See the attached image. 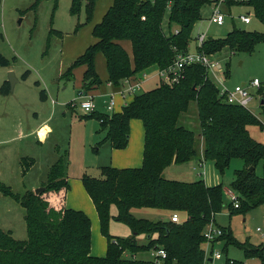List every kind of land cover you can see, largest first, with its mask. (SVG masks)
<instances>
[{
  "label": "trees",
  "instance_id": "obj_1",
  "mask_svg": "<svg viewBox=\"0 0 264 264\" xmlns=\"http://www.w3.org/2000/svg\"><path fill=\"white\" fill-rule=\"evenodd\" d=\"M42 0L32 6L36 10ZM100 0H85L87 24L91 22L96 4ZM101 23L93 30L96 43L68 68L63 75L73 77L78 67H86L83 92L102 84L96 72L97 54L104 55L109 81L117 88L128 77L143 74L152 67L159 70L169 67L177 53L189 51L192 33L202 19V10L209 0H111ZM82 0H72L71 14L81 9ZM244 6L252 7L256 17L264 24V0H248ZM168 14L169 33L163 28ZM78 24L75 33L82 28ZM173 27L175 28L174 31ZM53 31L51 32V34ZM130 41L133 61L120 44ZM264 41V34L234 28L224 39L208 37L203 51L213 56L225 49L253 52ZM11 62L0 54V67H10ZM27 72L23 79H27ZM39 86L40 84L37 83ZM11 93L5 82L1 94ZM40 99L47 100L45 90ZM192 102L198 106L201 132L195 134L179 124ZM72 108V107H71ZM264 110V105H262ZM73 109V108H72ZM106 140L115 150L125 149L129 143L130 123L139 120L145 130L144 159L141 168L102 169L103 178L83 179L84 188L97 211L102 234L107 239V253L98 258L91 254L92 223L89 216L66 208L70 190L67 173L68 161L62 158L51 167L44 191L14 195L10 188L0 183V192L12 197L25 211L27 239L16 240L0 230V264H156L151 261L126 259L129 251L135 256L151 249H164L165 264H204L206 259L203 232L215 216L225 207L222 186L208 187L204 181L192 183L167 179L166 171L172 165L213 162L220 174L240 159L244 168L235 172L231 184L239 199V208L233 205L232 215L246 214L264 205V177L257 175L258 165L264 163V144L254 140L250 126L262 123L248 109L231 105L220 97L218 85L209 77L205 67L193 65L186 68L184 78L172 86L164 83L151 91L138 94L122 112L111 117L96 116ZM31 160H23L26 174ZM253 169V170H251ZM117 210L116 216L112 209ZM150 208L169 213H185L186 221L176 224L168 220L138 219L133 209ZM115 220L127 224L132 235L116 239L109 234V223ZM221 239L238 244L223 229ZM147 236V244L140 245L138 237ZM220 239V238H219ZM248 258L258 257L264 264V247L246 250ZM227 264H242L228 261Z\"/></svg>",
  "mask_w": 264,
  "mask_h": 264
},
{
  "label": "rangeland",
  "instance_id": "obj_2",
  "mask_svg": "<svg viewBox=\"0 0 264 264\" xmlns=\"http://www.w3.org/2000/svg\"><path fill=\"white\" fill-rule=\"evenodd\" d=\"M36 1L0 0V54L11 62L9 68L0 67V183L10 188L14 195L22 196L26 192H36L47 185L51 167L62 158L69 163L67 173L72 181L68 201L72 197V201L79 203L78 206H83L85 201L83 195H88L83 179L88 176L100 180L103 178V168L119 169L118 165L125 161L124 157L114 158V149L106 140V132L101 131L100 121L97 118H87L90 114L85 113L80 107L79 104L83 99H79L82 91H80L81 86L78 87L77 79H61L60 74L63 60L73 54L75 48L73 42L78 38L75 37L77 25H83L79 38L84 45L90 40L87 27L94 23L97 16L95 17L94 13L92 23L87 24L85 0H82L81 9L76 15L71 14L72 0H42L38 8L33 10L32 6ZM231 12L226 18L225 25L219 27L209 24L212 7H204L202 19L196 24L192 33L190 51H196L195 41L200 33H207L211 39H224L234 28L264 34V24L256 17L252 7L234 6ZM246 14H250L252 19L249 25L239 19L241 15ZM163 28L168 34V14L165 16ZM174 30L173 27L172 31ZM125 45H128V42H125ZM212 58L222 63L225 71L222 81H225L228 89L233 90L238 85H245L249 89L253 100L247 109L263 125V129L260 126H250L249 133L254 140L264 144V110L261 105L264 98V41L257 44L253 52L225 49ZM10 72L14 73L18 82L14 90L8 96H4L1 94V89L4 83L8 82ZM27 72L29 74L25 80L23 76ZM96 72L99 76L97 66ZM158 72V68L152 67L143 73L147 78L139 94L159 86ZM100 76L102 86L106 85L101 79L103 76ZM213 76L211 79L215 82ZM255 79L260 81V89L251 86ZM37 83L40 85L38 86ZM83 85L84 81L82 88ZM41 90L47 91L49 96L47 102L41 101ZM102 90L104 89L101 88L100 91ZM107 90H109L107 93L109 98L106 99L104 93L96 97V106H98L96 116L113 115L106 111V106L109 105L110 95L115 93L116 89L113 87V90L110 88ZM57 93L59 97L56 96ZM74 103L78 106L71 110V105ZM179 124L197 135L200 134L196 102L191 103L188 112L181 116ZM130 135L128 146L119 151H126L129 145L134 146L140 141L138 147H141L137 149L136 155L143 156L145 137L141 121H131ZM122 155H125L124 152ZM23 160H31L34 163L26 174L22 168ZM243 168L244 162L236 159L223 175L213 162H204L200 165L193 161L181 166L172 165L166 171L169 180L187 183L204 181L208 187L220 185L223 188L225 207L215 216V225L224 229L228 235L231 234L241 246L230 244L225 238L217 239L213 248L205 245V251L211 253L214 250L222 255L220 260H215L212 264H227L228 261L262 264L258 257L248 258L246 250L264 247V205L244 215L239 213L232 215L233 208L228 190L233 191L231 184L235 179V172ZM256 172L258 176L264 177L263 162L258 165ZM79 180L80 191L76 188V181ZM77 211L86 213L91 220L92 255L98 258L105 257L107 239L101 232L99 217L93 203L90 200V204ZM116 212L117 210L113 208L111 213L116 216ZM131 213L138 219L153 221L166 220L167 217L164 211L150 208L133 209ZM168 215L171 217L173 214ZM179 216L182 222L188 218L185 213H179ZM0 230L10 233L19 241L28 237L24 209L12 197L4 196L1 192ZM109 234L116 239H127L132 232L127 224L111 220ZM146 237L141 236L140 245H145ZM123 256L126 259L151 261L157 264L155 249L140 252L135 258L129 251H125Z\"/></svg>",
  "mask_w": 264,
  "mask_h": 264
},
{
  "label": "built area",
  "instance_id": "obj_3",
  "mask_svg": "<svg viewBox=\"0 0 264 264\" xmlns=\"http://www.w3.org/2000/svg\"><path fill=\"white\" fill-rule=\"evenodd\" d=\"M247 2L248 0H209L208 6L212 7V14L209 19V24L217 25L219 27L224 26L227 16L231 15L232 13L231 8L234 6H244L243 4ZM239 19L246 25H249L252 22L250 14L241 15ZM207 39V33H200L196 37L195 41L197 47L196 51L192 52L189 50L187 52L177 53L173 63L169 67L159 70L158 76L160 78V82L170 86L178 84L184 78V73L187 67L200 65L206 68L210 78L215 75V77H213L215 78L214 80L219 87L220 97H222L225 102L247 109L250 102L253 100V96L250 94L249 89L245 85H238L233 90H230L226 87L225 81H222L225 74L222 63L213 60L212 56L207 55L203 51V46ZM146 78V74H143L141 77L131 76L124 79L120 87L117 88L118 90L110 95L108 110L115 112L116 96H120L125 101L128 97L137 96L142 90L143 83L146 81ZM251 86L260 89L261 83L258 79H255ZM79 99H83L79 105L85 113L91 114L95 111L96 105L91 96L82 91L80 93ZM77 106V103L71 105L73 109ZM228 193L232 205L238 209L240 205L238 196L235 194V192L230 190H228ZM171 221L176 224L182 223L178 213H174L171 216ZM223 235L224 231L222 228L217 227L214 222L210 223L203 232L205 245L211 247L217 241V239L221 238ZM205 253L206 259L204 264H211L210 258L217 260L222 258V255L219 252L213 251L210 253V251H205ZM166 258V251L164 249H158L157 264H164Z\"/></svg>",
  "mask_w": 264,
  "mask_h": 264
},
{
  "label": "crops",
  "instance_id": "obj_4",
  "mask_svg": "<svg viewBox=\"0 0 264 264\" xmlns=\"http://www.w3.org/2000/svg\"><path fill=\"white\" fill-rule=\"evenodd\" d=\"M112 5H113V2L111 1V0H100L98 3H97V5H96V7H95V11H94V13H95V17L97 16V19H93L94 21V23L92 24V25H90V27H87V30L90 32V40H87V42H86V44H84L83 45V43H82V41H81V38H79V36H80V33L82 32V28L78 31V33H76L75 34V37H78L77 38V40H74V45H75V48H74V51H73V54H71L70 55V58H68V59H66V60H63V62H62V66H61V70H60V74H61V79H66L65 77H63V75L66 73V71L68 70V68L77 60V58L78 57H80L81 55H83L84 54V52L92 45V44H94V43H96L97 41H96V39L93 37V30H94V28H95V26L97 25V24H99V23H101L102 22V20H103V18H104V16L106 15V13L108 12V10L112 7ZM231 11H232V8H231ZM94 13H93V16H94ZM94 17V18H95ZM89 23H92V20H91V22H89ZM88 23V24H89ZM199 35V34H198ZM89 39V38H88ZM64 41V40H63ZM125 42H128V45H125ZM120 44L123 46V48L127 51V53L129 54V56H130V58H131V60L133 61V51H132V44H131V42L130 41H122V42H120ZM83 45V46H82ZM80 46H82L81 47V50L80 51H78L79 49H80ZM196 49H197V47H196ZM190 50V49H189ZM77 51V52H76ZM130 51H131V55H130ZM102 56V57H101ZM102 58V59H101ZM101 64V65H100ZM95 66H97V71H98V73H99V76L101 75V76H103V78H101L102 80H103V84L105 83L106 85H103L102 86V84L99 86V87H97V88H95V89H93V90H91V91H89V92H86V94H88L89 96H91L92 98H93V100H94V103H95V105L97 104V102H96V97L99 95V96H101L100 94H105V97H106V99L107 98H109V95H107V93H108V91L109 90H107L108 88H110L111 90H113V87L116 89V87L112 84V83H110L109 84V74H108V69H107V62H106V59H105V57H104V55L103 54H101V53H99V54H97V56H96V59H95ZM9 68V67H8ZM102 69V72H101V69ZM107 69V73H105V70ZM85 72H86V67H78V68H76L74 71H73V77L72 78H75V79H77V84H78V87H80V91H82L83 90V88H82V84H83V81H84V74H85ZM142 75V74H141ZM100 76V77H101ZM136 77H141L140 75H138V76H136ZM67 80H70V79H67ZM40 84V83H39ZM144 84V83H143ZM82 88V89H81ZM101 88H103L104 90H102V91H100V89ZM118 89H116V91H117ZM46 91V90H45ZM115 91V92H116ZM46 94H47V91H46ZM107 95V96H106ZM56 96L57 97H59V94L57 93L56 94ZM133 99H134V97L133 98H127V100L125 101L123 98H121L120 96H116V106H115V112H111V111H109L108 110V105L106 106V111L110 114V112L111 113H118V112H122V110H123V108L126 106V105H128L130 102H132L133 101ZM49 100V96H48V94H47V100L46 101H42V102H47ZM53 100V99H52ZM127 103V104H126ZM54 106L56 105V104H53ZM97 107L98 106H96V109H95V111L94 112H96L97 111ZM70 109V108H69ZM71 110H74V109H71ZM134 123V122H133ZM144 137H145V130H144ZM130 139H131V135H130V137H129V141H130ZM140 145V141H139V143H135V145L134 146H130L129 145V148L126 150V151H123L124 152V154L125 155H122V151H119V150H115L114 149V158H116L117 156L118 157H124L125 158V161L123 162V164H121V165H118V167H119V169H126V168H128V167H141V165H142V162H143V159H144V155L143 156H137L136 154H137V149H139L140 147H138ZM144 146H145V143L143 144ZM77 182V185H76V188L80 191V186H81V183H80V180L79 181H76ZM69 183H70V190H69V192L67 193V197H66V204H65V206H66V208H68V209H76V210H78L79 208H83L84 206H87L88 204H90V197L87 195H83V197H84V199H85V201H84V204H83V206H78L79 205V203H76L75 201H72V197H70V200L68 201V198H69V194H70V192H71V188H72V181L70 180V178H69ZM43 187V186H42ZM87 197H88V199H87ZM92 202V201H91ZM93 203V202H92ZM94 206V205H93ZM94 208H95V206H94ZM95 211H96V209H95ZM97 212V211H96ZM164 214H165V216H167L166 217V220H170V216L168 215L169 214V212H164ZM167 214V215H166ZM98 215V214H97ZM92 219V218H91ZM153 221V220H152ZM155 221V220H154ZM144 237H146V236H144ZM141 238V236L140 237H138V242L140 241V240H142V239H140ZM147 239H148V237H146L145 238V241L144 242H146L147 243ZM143 240H144V238H143ZM145 243V244H146ZM215 244V243H214ZM214 244L212 245V248L214 247ZM212 251V250H211ZM214 251V250H213ZM212 251V252H213ZM91 254H93L92 253V249H91ZM93 256V255H92ZM95 256V255H94ZM215 260H217V259H212V258H210V263L212 264ZM218 260H220V259H218Z\"/></svg>",
  "mask_w": 264,
  "mask_h": 264
},
{
  "label": "water",
  "instance_id": "obj_5",
  "mask_svg": "<svg viewBox=\"0 0 264 264\" xmlns=\"http://www.w3.org/2000/svg\"><path fill=\"white\" fill-rule=\"evenodd\" d=\"M10 87H11V91L14 90L16 83L18 82V80L15 78V75L13 72L9 73V80H8ZM261 105H264V98L261 101ZM253 170V169H251ZM44 191V188H40L36 191V194H39L40 192Z\"/></svg>",
  "mask_w": 264,
  "mask_h": 264
}]
</instances>
